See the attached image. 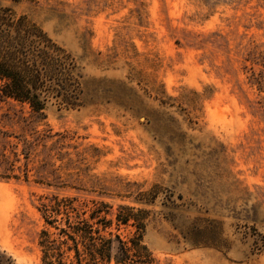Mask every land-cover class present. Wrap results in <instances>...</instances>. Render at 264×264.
I'll return each mask as SVG.
<instances>
[{"label":"rangeland","instance_id":"obj_1","mask_svg":"<svg viewBox=\"0 0 264 264\" xmlns=\"http://www.w3.org/2000/svg\"><path fill=\"white\" fill-rule=\"evenodd\" d=\"M3 4L69 51L83 75L84 105L51 101L31 127L19 120L27 108L0 101L12 142L32 140L30 128L68 135L62 173L88 166L112 212L149 210L143 242L154 264H264V0ZM41 150L27 179L20 156L19 179L0 181V251L12 264H41L36 205L52 191L37 183L52 181ZM209 222L215 238L200 245L192 229Z\"/></svg>","mask_w":264,"mask_h":264},{"label":"trees","instance_id":"obj_2","mask_svg":"<svg viewBox=\"0 0 264 264\" xmlns=\"http://www.w3.org/2000/svg\"><path fill=\"white\" fill-rule=\"evenodd\" d=\"M21 1L0 0V101L27 108L28 118L19 120L31 127L35 118H44V110L51 101L69 109L82 107L83 75L69 51L27 16L3 4L16 5ZM30 130L35 135L32 140L13 137L15 143L7 132L0 130V181L19 179L15 172L20 169L16 167L20 156L25 162L22 176L27 179L28 162L36 147L41 146L40 167L48 168L45 174L52 180L37 182L52 189L40 195L36 205L43 222L38 241L41 264H154L152 253L143 242L150 211L117 205L112 212L113 207L104 201L108 195L105 185L88 166L62 173L61 164L68 155L62 151L69 136ZM68 163L72 161L68 159ZM135 199L151 202L153 198L151 193L137 192ZM211 226L209 222L192 229L193 235L206 236H201L202 241L197 243L212 245L215 237L210 234ZM128 227L133 229L132 235L122 236L120 229ZM0 264H12L1 251Z\"/></svg>","mask_w":264,"mask_h":264}]
</instances>
